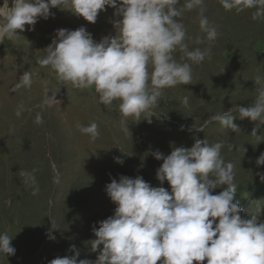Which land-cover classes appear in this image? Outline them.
Wrapping results in <instances>:
<instances>
[{"label": "rangeland", "instance_id": "rangeland-1", "mask_svg": "<svg viewBox=\"0 0 264 264\" xmlns=\"http://www.w3.org/2000/svg\"><path fill=\"white\" fill-rule=\"evenodd\" d=\"M3 3L0 0V6ZM204 6V14L218 26L212 58L192 66V84L164 91L152 109L151 123L143 115L139 121L128 118L127 134L121 127L118 102L106 107L99 103L94 89L66 85L40 64L57 29L83 26L96 42L115 35V9L106 6L92 24L70 10L53 8V17L39 19L34 30L26 25L15 42L0 41V233L7 232L16 250L8 257L0 254V264H49L57 257L75 255L72 245L79 251L78 260L95 261L103 246L92 251L93 227L114 215L116 207L106 185L121 175L140 176L153 187L170 191L167 181L161 185L156 178L163 161L153 153L167 156L174 147H191L196 139L223 143V159L235 165V199L243 210L242 218L257 214L264 221V181L259 175L264 174V165L256 163L264 154V142L251 135L257 122L242 120L235 111L255 99V77L259 75L264 82V19L253 20L250 10L239 14L225 11L218 0H204ZM182 22L193 38L188 41L190 49L208 47L194 42L204 35L197 11L185 12ZM174 55L179 60L181 53ZM24 72L33 74L32 85L17 89ZM46 90L48 96L56 94L57 102L51 107L43 104ZM184 97H188L187 106ZM225 111L236 117L235 132L210 119ZM38 113L41 124L35 123ZM92 122L100 132L95 142L77 127ZM257 134L264 136V125ZM117 157L123 163H117ZM22 172L34 175V186L39 189L36 195L31 182L25 184Z\"/></svg>", "mask_w": 264, "mask_h": 264}, {"label": "clouds", "instance_id": "clouds-1", "mask_svg": "<svg viewBox=\"0 0 264 264\" xmlns=\"http://www.w3.org/2000/svg\"><path fill=\"white\" fill-rule=\"evenodd\" d=\"M225 11L237 14L251 11L253 20L264 19V0H218ZM11 5V6H10ZM106 6L115 9L117 19L112 23L115 35L96 42L85 27L76 30L57 29L55 37L40 60L57 79L75 89H94L99 103L110 107L118 102L121 127L127 134L128 118L151 123L152 109L158 105L164 91L178 85L192 84V66L212 58V43L218 38V26L204 14V0H4L0 6V41L15 42L25 30L39 19L53 17V8L70 10L78 17L95 24ZM198 12L200 32L194 38L197 45L189 48L193 39L187 34L182 17L185 12ZM181 53L179 60L174 53ZM32 73L24 72L15 87L30 88ZM257 95L248 107L235 111L240 119L257 122L251 135L264 142L257 134L264 125V82L254 79ZM56 94L46 95L43 104L51 107ZM188 97L183 104L188 105ZM23 108L17 110L20 116ZM236 117L231 111L216 113L212 121L222 128L236 131ZM38 113L35 123L41 124ZM90 142L99 137V126L92 122L77 125ZM204 131L203 127H194ZM184 130V127H181ZM192 129L190 128L189 131ZM222 142L210 144L205 138L196 139L191 147H174L165 156L153 153L162 165L156 178L165 187H153L143 177L121 175L106 185V193L116 205L114 215L93 227L95 239L92 251L102 250L95 261L78 260L79 251L71 246L73 256L57 257L49 264H264V221L253 214L242 218L243 211L235 199L238 185L234 182L235 165L225 162L221 154ZM117 163H123L119 157ZM264 165V154L256 160ZM264 181V174H259ZM25 184L38 193L34 175L22 172ZM58 182V181H57ZM225 186L218 194L213 190ZM52 218V226H54ZM51 239H55L50 235ZM12 238L0 233V254L15 255Z\"/></svg>", "mask_w": 264, "mask_h": 264}, {"label": "bare ground", "instance_id": "bare-ground-1", "mask_svg": "<svg viewBox=\"0 0 264 264\" xmlns=\"http://www.w3.org/2000/svg\"><path fill=\"white\" fill-rule=\"evenodd\" d=\"M228 23V22H227ZM40 27V26H39ZM234 163V162H233Z\"/></svg>", "mask_w": 264, "mask_h": 264}]
</instances>
